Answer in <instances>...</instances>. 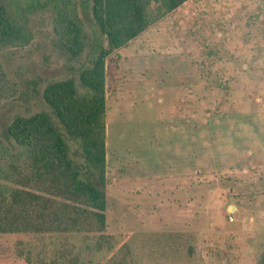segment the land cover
<instances>
[{"label": "rangeland", "instance_id": "rangeland-1", "mask_svg": "<svg viewBox=\"0 0 264 264\" xmlns=\"http://www.w3.org/2000/svg\"><path fill=\"white\" fill-rule=\"evenodd\" d=\"M83 52L57 45L54 16L31 18L34 40L0 59L17 95L0 106V189L18 187L28 150L7 127L51 115L82 172L95 171L43 98L80 74L108 40L92 0H76ZM107 59V224L99 235L0 236V264H106L124 246L129 264H264V0H190ZM239 205L240 212L230 209ZM232 216L234 221H230ZM8 262V263H7Z\"/></svg>", "mask_w": 264, "mask_h": 264}, {"label": "trees", "instance_id": "trees-1", "mask_svg": "<svg viewBox=\"0 0 264 264\" xmlns=\"http://www.w3.org/2000/svg\"><path fill=\"white\" fill-rule=\"evenodd\" d=\"M75 1L0 0V52L28 46L35 37L31 18L50 12L58 47L73 57L80 56L83 27L72 13ZM188 1L92 0L93 18L109 46L80 74V81L90 93L80 98L75 81L65 79L48 84L43 98L66 133L80 140L83 156L95 177H82L65 135L51 115L39 112L15 118L7 127L8 134L28 150L29 158L24 164L12 166L18 187L9 193L0 189V236L85 234L110 241L105 190L107 59L150 27L153 4H157L160 16H165ZM17 93V85L0 59V106ZM123 248L106 264H129V249Z\"/></svg>", "mask_w": 264, "mask_h": 264}, {"label": "crops", "instance_id": "crops-1", "mask_svg": "<svg viewBox=\"0 0 264 264\" xmlns=\"http://www.w3.org/2000/svg\"><path fill=\"white\" fill-rule=\"evenodd\" d=\"M230 209H234V210H236V212H235L236 214L239 213L240 210H241L240 207H239V205H236V204H234V205H230V206H229V210H230Z\"/></svg>", "mask_w": 264, "mask_h": 264}, {"label": "built area", "instance_id": "built-area-1", "mask_svg": "<svg viewBox=\"0 0 264 264\" xmlns=\"http://www.w3.org/2000/svg\"><path fill=\"white\" fill-rule=\"evenodd\" d=\"M229 220L232 222V221H234V218L232 216H230Z\"/></svg>", "mask_w": 264, "mask_h": 264}, {"label": "bare ground", "instance_id": "bare-ground-1", "mask_svg": "<svg viewBox=\"0 0 264 264\" xmlns=\"http://www.w3.org/2000/svg\"><path fill=\"white\" fill-rule=\"evenodd\" d=\"M234 210V209H233Z\"/></svg>", "mask_w": 264, "mask_h": 264}]
</instances>
